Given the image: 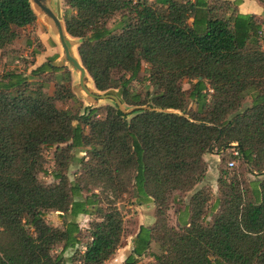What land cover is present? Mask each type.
Wrapping results in <instances>:
<instances>
[{
    "label": "trees",
    "instance_id": "obj_1",
    "mask_svg": "<svg viewBox=\"0 0 264 264\" xmlns=\"http://www.w3.org/2000/svg\"><path fill=\"white\" fill-rule=\"evenodd\" d=\"M240 2L63 0L64 31L78 39L94 88L136 108L107 104L73 115L55 106L72 96L67 86L57 83L48 95L20 72L0 74V264H65L62 251L78 242L72 218L91 213L97 219L72 264H104L123 236L117 202L126 194L152 203L154 221L138 227L123 264H264V19L239 12ZM35 17L29 0H0V49ZM142 63L152 88L144 93L130 85ZM233 146L237 165L228 177L220 171L206 209L208 189L193 191L204 155ZM42 147L53 148V183L37 178ZM77 152L84 157L69 180L64 171ZM189 191L175 227L167 219L171 195ZM47 211L70 220L49 225ZM146 252L152 260L139 263Z\"/></svg>",
    "mask_w": 264,
    "mask_h": 264
},
{
    "label": "rangeland",
    "instance_id": "obj_2",
    "mask_svg": "<svg viewBox=\"0 0 264 264\" xmlns=\"http://www.w3.org/2000/svg\"><path fill=\"white\" fill-rule=\"evenodd\" d=\"M43 5L47 6L52 13L55 15L60 25L63 27V0H39ZM29 3L33 9H35V21L32 25L18 30L19 36L15 39L12 44L0 49V74L5 70H15L24 75L32 84L43 83V91L52 95L56 84L61 83L68 87L72 96L65 98L60 101L55 102V106L58 109H64L71 112L73 115L80 114L82 112L89 111V109H94V107H102L104 105H117L118 101L113 96L114 90H109L108 92L97 91L89 76L84 73L81 75L80 70L77 65L79 63H73L72 61L64 58L60 43L58 41L57 31L52 20L42 11L34 1L29 0ZM264 27V25H263ZM65 38V44L67 45L68 52L77 61L78 56L76 52V46L78 44V39L69 36L63 31ZM27 41L30 42L27 45ZM39 51L38 60L46 62L47 69L44 72L32 75L30 73L31 69L36 67L34 58V51ZM41 52V53H40ZM37 56V55H36ZM53 57L52 60L48 61L49 57ZM34 61V63H32ZM141 71L139 72L136 80L131 82V88L144 93L147 90H151V84L147 81V65L142 63ZM190 82L186 79L181 81V87L184 90L190 86ZM108 93V94H106ZM249 98L246 97L244 104H248ZM119 105V104H118ZM120 107H123L121 104ZM190 102L186 105V110L192 108ZM171 112H178L176 110H169ZM96 116H101V110L97 111ZM179 113V112H178ZM84 132L87 128L83 127ZM53 148H41V154L44 159L42 171L37 173V178L43 183H53L55 180L51 177V171L54 169ZM230 148L225 149L222 152L217 153H207L204 155L207 167L205 175L202 181L197 184L193 191L197 188H206L209 193V200L206 202V209L209 208L213 200L218 195L217 190V179L220 176V171H225L222 177H228L232 174L233 167L228 168L226 161L229 159ZM84 157L83 152H77L74 155V160L69 164L64 174L69 180L74 179L75 175L80 169V164L78 163L80 158ZM248 179H252V176H248ZM189 192L179 193L174 192L171 195V200L167 209V219L168 223L178 227L177 217H181L183 213V208L187 205L190 197ZM84 195V193H83ZM117 207L120 209L124 217V231L123 236L120 240V244L115 250L113 256L106 260L104 264H123V259L126 254L130 252L132 245V236L138 230L140 225L149 227L154 221V207L150 202L138 204L137 201L130 197L128 194L124 195L123 198L117 202ZM206 212H208L206 210ZM207 218L208 213H205ZM43 220L52 226L62 228L65 222L70 220L68 214H62L59 211H47L43 214ZM186 218V216H184ZM95 213L91 214H78L72 220L78 225L79 232L77 233L78 242L73 247H67L62 251V257L65 260V264H72L75 260L77 254L82 251L83 245L87 242V228L88 223L91 220H96ZM61 250V243L56 244L52 253L54 255L58 254ZM148 251H157V245L151 242ZM146 252L142 257L139 258V263H146L152 259Z\"/></svg>",
    "mask_w": 264,
    "mask_h": 264
},
{
    "label": "water",
    "instance_id": "obj_3",
    "mask_svg": "<svg viewBox=\"0 0 264 264\" xmlns=\"http://www.w3.org/2000/svg\"><path fill=\"white\" fill-rule=\"evenodd\" d=\"M34 1V3H36L39 7H41L42 11L52 20V22L54 23L55 27H56V31H57V36H58V41L60 43V45L62 46L63 49V55L64 58H67L68 60L72 61L73 63H79V61H77L73 56H71L68 52V48L67 45L65 44V38L63 35V31H64V27H62L59 23V21L57 20V18L55 17V15L52 13V11L45 5H43L39 0H32ZM65 32V31H64ZM78 69L80 70L81 75H83L85 73L84 68L81 66V64L79 63V65H77ZM108 94V93H106ZM114 96V95H113ZM115 97V96H114ZM116 98V97H115ZM117 99V98H116ZM118 101V99H117ZM119 104V105H118ZM117 107L124 113H127L129 111H131L132 109L136 108H129V109H124L123 107H120V103L118 101Z\"/></svg>",
    "mask_w": 264,
    "mask_h": 264
},
{
    "label": "crops",
    "instance_id": "obj_4",
    "mask_svg": "<svg viewBox=\"0 0 264 264\" xmlns=\"http://www.w3.org/2000/svg\"><path fill=\"white\" fill-rule=\"evenodd\" d=\"M32 10L34 11L35 9L32 8ZM237 10L241 13H253V14L259 16L261 19H264V8L261 5H259L256 0H241V2L237 6ZM34 13H35V11H34ZM60 47L62 49L61 45H60ZM62 53H63V49H62ZM38 54L39 53L35 54V56H34L35 63L37 64L35 66H38L39 64L43 63V61L37 59ZM33 63H34V61H33Z\"/></svg>",
    "mask_w": 264,
    "mask_h": 264
},
{
    "label": "built area",
    "instance_id": "obj_5",
    "mask_svg": "<svg viewBox=\"0 0 264 264\" xmlns=\"http://www.w3.org/2000/svg\"><path fill=\"white\" fill-rule=\"evenodd\" d=\"M232 145H235V143H232ZM229 154H230V157L226 161V164H227L228 168L233 167L235 165L236 157L238 156V151L233 146V147L230 148Z\"/></svg>",
    "mask_w": 264,
    "mask_h": 264
}]
</instances>
